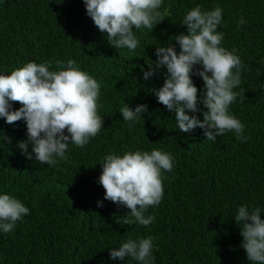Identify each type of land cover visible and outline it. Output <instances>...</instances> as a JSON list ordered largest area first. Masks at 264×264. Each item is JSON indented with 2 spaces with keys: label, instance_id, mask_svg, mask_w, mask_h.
<instances>
[{
  "label": "trees",
  "instance_id": "obj_1",
  "mask_svg": "<svg viewBox=\"0 0 264 264\" xmlns=\"http://www.w3.org/2000/svg\"><path fill=\"white\" fill-rule=\"evenodd\" d=\"M196 6L223 9L221 46L234 49L244 65L234 89L244 93L243 101L237 97L229 111L245 125L246 142L233 132L215 142L199 127L180 132L175 114L151 91L163 85L166 67L143 78L140 66L147 69L158 59L157 46L173 43L179 52L174 36L187 31L181 22ZM159 11L164 19L153 30H134L135 50H117L88 16L84 0H0V74L30 61H50L49 70L58 71L57 61L66 69L73 59L100 84L97 114L104 119L88 144H69L65 159L47 165L19 148L26 123L0 117V195L30 209L12 232L0 231V264H141L130 257L113 260L110 252L129 238L147 236L153 237L152 264H251L235 215L238 206L248 205L259 207L264 218V0H163ZM241 17L246 22L237 28ZM193 81L199 96L204 81L196 75ZM126 104H147L148 111L125 121L120 109ZM200 108L205 110L202 103ZM202 111L189 114L203 120ZM153 149L174 159L173 171L161 173V202L145 213L155 220L123 224L130 209L104 199L100 162L113 152Z\"/></svg>",
  "mask_w": 264,
  "mask_h": 264
},
{
  "label": "clouds",
  "instance_id": "obj_2",
  "mask_svg": "<svg viewBox=\"0 0 264 264\" xmlns=\"http://www.w3.org/2000/svg\"><path fill=\"white\" fill-rule=\"evenodd\" d=\"M84 3L95 26L107 34L109 43L117 50H135L138 40L134 30L145 27L153 30L164 19L159 11L163 0H84ZM222 21L223 9L219 6L207 11L200 6L193 7L181 22L187 31L174 36L179 52L173 43L157 46L158 59L148 64L147 69L140 67L146 81L166 67L163 85L151 91L159 103L175 114L180 132L189 133L199 127L206 139L213 142L217 136L233 132L237 140L246 142L251 137L244 135L245 125L229 111L237 97L243 101L244 93L234 89L241 84L244 65L234 49L229 51L221 46L224 34L218 27ZM245 22L241 17L237 28ZM56 63L58 71L49 70L50 61L40 64L30 61L10 74H0V117L6 118L8 124L21 120L26 123L27 139L20 140L18 146L28 159L47 165L65 159L69 144L79 147L88 144L104 125V119L97 114L98 81L82 71L73 59L67 60L66 69L64 62ZM193 75L204 81L203 93L199 96ZM12 102H18L21 107L14 109ZM146 111L147 104L135 109L126 104L120 109L123 119L132 122ZM201 111L203 120L189 114ZM5 138L10 142V137ZM100 163L103 170L99 183L105 189L104 199L130 209L123 224L151 225L155 217L145 213L163 198L161 173L173 171L171 154L159 149L128 151L123 155L113 152L106 154ZM98 206H103V202L98 201ZM29 212L14 196L0 195V231L12 232ZM235 220L241 228V247L246 251L247 260L251 264H264L262 210L238 206ZM153 248L152 236L129 238L118 248H112L110 256L113 260L130 257L141 264H152Z\"/></svg>",
  "mask_w": 264,
  "mask_h": 264
}]
</instances>
